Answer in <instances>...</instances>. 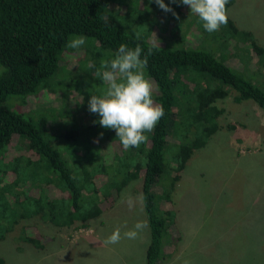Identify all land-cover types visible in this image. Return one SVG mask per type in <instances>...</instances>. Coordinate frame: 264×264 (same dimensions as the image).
Segmentation results:
<instances>
[{
    "label": "trees",
    "instance_id": "1",
    "mask_svg": "<svg viewBox=\"0 0 264 264\" xmlns=\"http://www.w3.org/2000/svg\"><path fill=\"white\" fill-rule=\"evenodd\" d=\"M117 1L0 0V63L4 66L0 73V172L12 166L18 170L13 186L28 181L38 189L36 196L19 190L9 198L0 186V240L21 218L39 215L63 227L98 217L129 183L140 179L149 228L145 262L158 264L164 259L169 228L175 223L174 210L166 206L172 202L175 185L193 153L221 129L223 109L216 102L232 89L236 101H253L264 116V89L253 83L264 84V45L251 31L238 28L229 15L227 25L211 33L193 22L203 34L197 43H155L144 71L155 83L153 99L163 106L164 116L138 148L125 150L121 145L122 154L109 170L96 145L84 143L86 149L79 151L83 145L66 132L70 143L62 154L42 125L9 109L5 100L10 95L36 94L54 75L71 36L92 37L102 50L114 54L121 43L132 49L139 44L143 58L153 42L140 22L143 31L136 34L116 23L110 5ZM229 55L240 58L245 70L229 65ZM257 75L260 80L255 79ZM110 134L116 137L115 130ZM15 136L26 140L34 159L27 158L22 164L5 160ZM104 174V183L97 186L96 178ZM49 186L61 195L52 197L46 190ZM0 264H5L2 258Z\"/></svg>",
    "mask_w": 264,
    "mask_h": 264
},
{
    "label": "rangeland",
    "instance_id": "2",
    "mask_svg": "<svg viewBox=\"0 0 264 264\" xmlns=\"http://www.w3.org/2000/svg\"><path fill=\"white\" fill-rule=\"evenodd\" d=\"M164 3L177 15L162 10L155 0H118L110 5V11L128 33H141L140 22L153 43L199 42L203 34L193 22H202L190 12V7L172 0ZM227 13L238 28L251 31L264 45V0H232ZM74 37L77 35L69 41ZM83 37V46H65L54 75L45 80L36 94L10 95L5 105L36 126L42 125L62 154L68 150L66 143H70L64 136L66 132L83 145L79 151L86 149L84 143L96 145L98 156L110 170L122 154L121 143L110 134L114 129L94 123L99 115L89 111L88 102L91 95L100 96L106 88L92 73L115 54L102 50L96 39ZM239 59L229 55L226 62L245 70ZM3 70L0 63V73ZM147 79L155 89L152 79ZM255 79L260 80L258 75ZM253 83L264 89V84ZM235 95L229 89V94L216 102L223 109L219 117L221 129L193 153L175 185L172 202L166 205L174 210L175 223L169 228L164 259L158 264H264V116L256 103L236 101ZM33 157L26 140L15 136L5 160L22 164ZM17 171L11 166L0 172V186L7 190L6 195L10 198L12 192L21 190L36 196L38 189L31 182L21 181L13 186ZM105 179V174L98 175L97 186ZM140 184V179L129 183L100 216L75 221L70 226H56L39 215L21 218L0 240V258L5 264H146L148 223L136 239L122 238L107 246L103 243L117 227L123 236L137 221L147 222L142 203L137 202L129 210L127 203L122 202L128 196L134 200L140 197ZM46 190L52 197L61 195L52 186Z\"/></svg>",
    "mask_w": 264,
    "mask_h": 264
},
{
    "label": "clouds",
    "instance_id": "3",
    "mask_svg": "<svg viewBox=\"0 0 264 264\" xmlns=\"http://www.w3.org/2000/svg\"><path fill=\"white\" fill-rule=\"evenodd\" d=\"M172 2L189 6L190 12L196 14L204 30L209 33L218 31L222 25L226 26L228 23L229 0H172ZM155 3L165 12L177 15L164 0H155ZM85 42V37L77 36L68 41L66 46L76 49ZM155 47L157 45L153 43L141 58L143 49L139 44L132 49L121 43L114 58L102 61L100 69L92 73L106 85L102 95H91L88 102L89 111L99 115V120L94 123L98 122L103 128L114 129L125 150L138 148L145 143L148 139L146 133H151L164 116L163 106L154 102L153 84L146 78L144 71L148 64V56ZM93 67L89 65V68ZM122 202L127 203L129 210H132L137 202L143 203L144 198L142 194L135 200L128 196ZM146 227V221H137L133 228L123 232V236L120 227H117L103 243L107 246L119 243L122 238L136 239Z\"/></svg>",
    "mask_w": 264,
    "mask_h": 264
}]
</instances>
